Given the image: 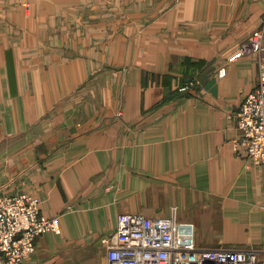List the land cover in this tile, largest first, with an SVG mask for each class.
<instances>
[{
	"label": "crops",
	"instance_id": "crops-1",
	"mask_svg": "<svg viewBox=\"0 0 264 264\" xmlns=\"http://www.w3.org/2000/svg\"><path fill=\"white\" fill-rule=\"evenodd\" d=\"M263 26L264 0H0V193L60 229L27 264H107L121 213L264 261V166L232 147Z\"/></svg>",
	"mask_w": 264,
	"mask_h": 264
},
{
	"label": "built area",
	"instance_id": "built-area-1",
	"mask_svg": "<svg viewBox=\"0 0 264 264\" xmlns=\"http://www.w3.org/2000/svg\"><path fill=\"white\" fill-rule=\"evenodd\" d=\"M243 54L255 56L258 82L238 108L240 136L232 147L236 155L264 166V26L252 32L238 55ZM48 232H60L58 221L41 213L36 197L27 192L0 193V264H27L37 238ZM101 243L107 249V264H264L254 250L183 243L172 219L140 214H119L114 233Z\"/></svg>",
	"mask_w": 264,
	"mask_h": 264
}]
</instances>
